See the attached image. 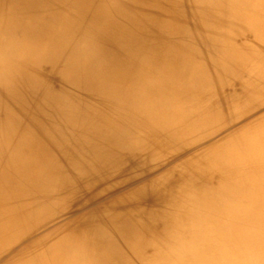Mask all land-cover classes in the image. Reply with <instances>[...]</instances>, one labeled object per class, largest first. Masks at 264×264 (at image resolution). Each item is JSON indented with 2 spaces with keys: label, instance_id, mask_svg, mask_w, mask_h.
<instances>
[{
  "label": "bare ground",
  "instance_id": "6f19581e",
  "mask_svg": "<svg viewBox=\"0 0 264 264\" xmlns=\"http://www.w3.org/2000/svg\"><path fill=\"white\" fill-rule=\"evenodd\" d=\"M0 264H264V0H0Z\"/></svg>",
  "mask_w": 264,
  "mask_h": 264
}]
</instances>
